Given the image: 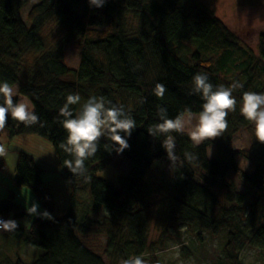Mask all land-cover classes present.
Segmentation results:
<instances>
[{
    "label": "trees",
    "instance_id": "obj_1",
    "mask_svg": "<svg viewBox=\"0 0 264 264\" xmlns=\"http://www.w3.org/2000/svg\"><path fill=\"white\" fill-rule=\"evenodd\" d=\"M27 1L0 0V82L18 86V95L29 101L40 123L25 126L9 116L0 135L11 139L36 134L47 139L64 179L72 186L77 182L88 185L90 203L87 212L77 218L79 201L72 191L64 214L34 218L20 239L38 246L42 250L38 257L5 249L0 264H117L144 253L152 264H161L154 243L148 240L152 224L161 229L162 238L176 227H198L213 237L225 230L227 240L215 264H242L238 254L243 247L264 249V143L256 140L246 151L229 147L233 135L251 123L240 113L243 93H264V33L258 37L256 56L199 0H105L99 8L90 6L89 0H39L23 20L20 9ZM127 11L139 22L134 35L123 28ZM48 19L55 21L62 35L54 47L46 49L40 29ZM102 24L105 28L99 29ZM70 43H78L80 49L76 68L64 62L63 50ZM177 44L194 48L181 55ZM198 72L206 73L214 87L238 81L243 88L233 92L236 110L229 113L228 127L220 137L194 146L187 132L171 133L178 157L172 161L162 145L166 135L153 137L147 129L161 122L158 106L167 109L170 119L185 108L194 114L202 111L203 99L192 94ZM157 83L167 89L163 98L154 93ZM69 94L81 97L79 104L70 106L74 117L89 97L96 96L103 97L106 106L122 105L135 120L136 128L125 137L129 148L120 153L130 166L126 174L119 175L120 191L96 175L118 147L107 136L100 139L96 154L85 161L86 176L74 175L64 165L73 156L60 147L67 132L59 122L63 119L59 112ZM211 145L218 152L214 159L206 152ZM186 153L195 158H187ZM239 154L252 161L251 171L239 168ZM168 164L172 170L160 182L148 180L151 171L162 174ZM3 168L0 157V171ZM14 171V185L27 187L50 208L45 200L51 195L43 185L44 170L34 157L19 152ZM230 172L238 173L257 192L244 219L239 212L245 194L236 192L235 183L228 179ZM8 193L0 203V216L25 217L26 208L13 201L14 193ZM101 209L110 216L97 224L105 231V243L97 250L86 239L93 229L89 215Z\"/></svg>",
    "mask_w": 264,
    "mask_h": 264
},
{
    "label": "rangeland",
    "instance_id": "obj_2",
    "mask_svg": "<svg viewBox=\"0 0 264 264\" xmlns=\"http://www.w3.org/2000/svg\"><path fill=\"white\" fill-rule=\"evenodd\" d=\"M38 1L39 0H28L20 9L23 20H26L28 10L31 6L37 4ZM199 1L206 8L215 13L216 17L225 24L227 29L238 38L240 44L249 48L258 56V37L260 34L264 33V0ZM123 17V28H125L126 33L128 35H134L139 28L137 17L129 11L125 12ZM104 28V24L99 27V29ZM40 32L46 44V49L54 47L62 35V31L58 29L55 21L52 19L47 20L41 27ZM175 47L181 55L187 54L194 48L186 44H177ZM79 50L78 43H70L64 47V62H66L69 67L76 68L79 65ZM25 100L29 103L27 99ZM198 115L199 114L193 113V125L197 123V119L195 118L198 117ZM0 140L1 144H4L7 150V154L3 156L4 168L0 171V203L7 199L8 192L11 191L14 193L13 201L26 208L27 214L25 217H13L10 213L5 215L7 220H15L18 227L11 232L0 230V259L5 249L24 253L29 255L32 259H35L42 250L38 246L35 247L20 240L24 237L29 223L36 217L43 218L40 214L45 210L48 211L52 217L64 214V211L68 207V200L72 191H74L76 201H79L75 208L76 216L79 218L82 214L87 212L89 207L90 193L88 185L77 182L72 186L69 180L64 179L55 149L47 139L41 138L36 134L15 136L11 139H7L4 134H1ZM256 140L255 126L254 123L251 122L248 127L238 130L233 135L229 147L234 150L246 151ZM22 151L34 157V160H36L38 164L46 163L47 169L42 173V179L46 181L45 185L50 191L51 196L45 198L46 202L50 204V208L45 207L46 205L37 197L36 193L32 192L27 187L18 188L12 182L15 175L14 167L17 154ZM206 152L209 159H214L218 155L216 147L213 145L209 146ZM109 161L110 162L105 165L103 169L98 170L96 175L111 181L114 187L120 191L119 175L126 174L130 166L127 159L117 152L110 155ZM236 161L242 171L247 172L254 168L252 161L247 158L245 159L242 154L237 155ZM157 164L158 161L153 163L154 166ZM171 170L172 164H168L164 168L162 174L151 171L148 175V180L151 182H160ZM228 179L235 183L236 192L245 194V199L239 212V217L241 218L250 209L252 202L257 196V192L249 185L242 182L238 173L235 174L230 172ZM62 182H64L65 187L62 185L59 186ZM32 203H36L39 206L37 209L38 214L36 215H30L27 212V207H30ZM89 216V225L92 226L93 229L86 241L95 249L101 250L105 243V231L104 228L98 227L97 224L100 223L104 217H109L110 212L106 209H101L100 213L90 214ZM160 232L161 229L156 227L155 224H152L150 226L148 240L154 243V251L161 264H215L219 256H221L224 248L223 246L227 240L225 230L221 231L217 237H213L208 232L206 233L194 226L176 227L175 230H172L164 238L160 236ZM142 256L147 264H152V261L148 258V253H144ZM238 257H240V262L242 264H264V249L257 250L243 247L240 249ZM104 259L106 261V257H104ZM117 264H122V262H118Z\"/></svg>",
    "mask_w": 264,
    "mask_h": 264
},
{
    "label": "clouds",
    "instance_id": "obj_3",
    "mask_svg": "<svg viewBox=\"0 0 264 264\" xmlns=\"http://www.w3.org/2000/svg\"><path fill=\"white\" fill-rule=\"evenodd\" d=\"M105 0H89L90 6L102 7ZM243 84L234 81L230 86L223 84L213 86L209 82L206 73H200L193 77L192 94H199L203 99L202 111H200L197 123L193 125V113L190 108H185L174 119L168 118L167 109L158 106L157 116L160 123L150 126L147 131L155 137L166 135L162 145L167 151L168 157L176 161L175 138L171 133L183 134L187 132L194 146H199L207 140L220 137L228 127L227 117L230 112H234L237 100L233 92L242 89ZM167 89L164 85L157 83L154 93L158 98H163ZM17 89L13 88L7 81L0 82V131L7 125L9 116L25 126H32L40 123L39 116L34 112L30 104L26 101H14ZM243 104L240 107L241 115L248 121L254 123L255 136L260 143H264V93L245 91L242 96ZM81 101L79 94H69L66 102L60 109L59 115L63 117L61 125L67 132L64 142L60 147L73 156L72 160H65L64 165L74 174L86 176L88 169L85 161L93 157L99 148L100 139L107 136L115 147V151L120 154L129 148L125 137H130L136 128V122L126 112L122 105L106 106L103 97L92 96L82 105V110L75 117L71 110V105H77ZM42 126V125H41ZM123 133V135H121ZM109 149V145H105ZM7 154L4 144H0V157ZM187 158H195L193 154L186 153ZM38 204L32 203L27 207L30 215H36ZM43 218L52 219L48 211H44ZM18 227L15 220H0V230L14 231ZM178 254V253H177ZM122 264H147L142 255L129 257L122 261Z\"/></svg>",
    "mask_w": 264,
    "mask_h": 264
},
{
    "label": "crops",
    "instance_id": "obj_4",
    "mask_svg": "<svg viewBox=\"0 0 264 264\" xmlns=\"http://www.w3.org/2000/svg\"><path fill=\"white\" fill-rule=\"evenodd\" d=\"M11 86H12L13 88L17 89V95H16V97H18V101H20L21 99H23V101H26V100H25L26 98H25L24 96H21V95L19 96V95H18V86H17V85H11ZM37 164H38V163H37ZM38 165H39V167H40L42 170H46V169H47V167H46V163H45V162H44L43 164H38ZM41 165H44V166H41ZM129 170H130V168H129ZM129 170H128V171H129ZM60 178H62V177H60ZM42 181H43V179H42ZM45 182H46V181H44V183H43L44 186H45ZM61 185H62L63 187H65L64 182H62V183L59 184V186H61Z\"/></svg>",
    "mask_w": 264,
    "mask_h": 264
},
{
    "label": "built area",
    "instance_id": "obj_5",
    "mask_svg": "<svg viewBox=\"0 0 264 264\" xmlns=\"http://www.w3.org/2000/svg\"><path fill=\"white\" fill-rule=\"evenodd\" d=\"M0 220H6V218H5V217H2V216H0Z\"/></svg>",
    "mask_w": 264,
    "mask_h": 264
},
{
    "label": "water",
    "instance_id": "obj_6",
    "mask_svg": "<svg viewBox=\"0 0 264 264\" xmlns=\"http://www.w3.org/2000/svg\"><path fill=\"white\" fill-rule=\"evenodd\" d=\"M0 144H1V140H0Z\"/></svg>",
    "mask_w": 264,
    "mask_h": 264
}]
</instances>
